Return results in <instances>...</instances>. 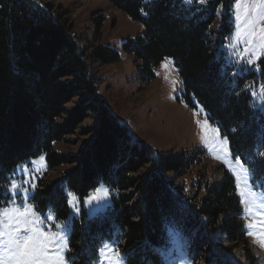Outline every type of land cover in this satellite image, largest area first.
Wrapping results in <instances>:
<instances>
[{
    "label": "trees",
    "instance_id": "obj_1",
    "mask_svg": "<svg viewBox=\"0 0 264 264\" xmlns=\"http://www.w3.org/2000/svg\"><path fill=\"white\" fill-rule=\"evenodd\" d=\"M107 1L145 27L144 35L123 43L143 62V80L150 82L154 68L172 58L187 102L193 106L195 99L204 107L228 138L233 157L248 166L254 179L264 180V55L259 71L234 75L221 50L234 31L236 0L206 5ZM67 14L38 0H0V204L8 200L10 171L45 153L51 169L70 167L39 182L33 199L40 208L65 218L67 190L82 198L101 182L111 190L112 204L105 212L92 220L85 214L73 220L69 256L75 264L97 258L105 239L122 249L129 264H157L156 250L168 243L170 228L190 238L194 264H234L212 235L223 230L232 240L243 238L236 217L228 216L240 209L235 178L227 174L215 184L200 180L197 192L186 193L179 178L191 170L193 159L132 140L98 95L92 68L118 61L119 52L104 45L83 50ZM93 20L99 39L104 16ZM254 91L261 92L260 102ZM88 119L93 124L84 125ZM77 131L87 137L78 152L55 150L56 142H69Z\"/></svg>",
    "mask_w": 264,
    "mask_h": 264
},
{
    "label": "rangeland",
    "instance_id": "obj_2",
    "mask_svg": "<svg viewBox=\"0 0 264 264\" xmlns=\"http://www.w3.org/2000/svg\"><path fill=\"white\" fill-rule=\"evenodd\" d=\"M38 1L52 3L57 10L67 11V18L73 25L72 33L75 34L83 50L90 52L104 45L119 52L120 59L116 62L104 65L92 64L93 70L98 75V95L104 99L119 122L127 127L133 141H143L158 151L185 153L189 159H193L191 170L179 178L186 193L197 192L200 180L215 184L228 175L235 178L236 196L240 209L238 214L230 212L228 216L236 217L235 222L240 225L243 238L232 240L223 230H218L212 235V240L228 249L227 255L234 264L240 263L233 260L232 256L241 257L245 264H264V247L259 242V234L264 232V180H256L252 174L245 173L244 169L249 168L239 157H233L227 137L228 143L224 146L225 150H221V141L225 136L221 134L217 124L210 120L206 110L197 100L194 99L193 106L187 102L175 61L170 57L165 58L154 68V78L150 82H145L142 78L145 74L141 71L143 62L123 49V43L128 38L144 35L145 27L141 22L132 19L127 12L114 8L107 0ZM195 2L196 0H192L189 3L186 0L188 4ZM252 2L253 0H248L249 6ZM221 13L222 10L219 12V17ZM101 14L104 20L98 39L97 25L93 19ZM238 15H243V11L236 0L233 5L234 31L226 43L221 46V50L224 52L226 64L233 68L234 75H243L250 70L259 71V61L264 55V46H262L260 37V30L264 29V20L257 23L256 35L243 36L238 42L234 38L237 32ZM254 16L255 14L252 13L249 18ZM219 24L220 19L214 25V29H217ZM241 56L245 58L242 60ZM248 59L254 63H247ZM169 60L172 61L174 67L172 65L168 68L163 67L162 65ZM173 81L176 83L174 84ZM253 94L254 98L260 102L261 92L254 91ZM77 101L78 98L74 99L68 107L73 106ZM205 120L208 121L210 129H218L219 136H215L210 131L207 140L204 138L201 125ZM90 124H93V119L84 122V125ZM86 139L87 137L81 136L77 131L69 137V142H56L54 148L59 152L76 153ZM69 167L64 165L55 170L51 169L47 155L42 153L16 165L10 171L6 188L13 180L22 188H28V193L18 197L17 203L24 200L35 205L36 213L41 218L54 213L58 223L71 221L70 233H72V223L75 218H81L85 214L87 220H92L101 215L111 206L112 195L110 188L101 182L83 198L67 190V194L74 193L78 198L75 204L79 211L68 203L69 214L65 218L59 217L52 208L46 210L40 208L33 199L39 182L42 179L55 178ZM26 180L27 184L24 183ZM32 184L36 185L34 190L31 188ZM97 189L101 190L100 196H103L106 190L107 198L99 203L93 202L91 205L84 203L96 193ZM4 193L8 199L12 198V193L6 191ZM250 225L254 227H249ZM51 230L55 231L54 228ZM250 232L256 235H250ZM168 234V243L156 250L159 257L157 264H194L190 256V238L173 228L169 229ZM106 244L112 249L118 248L120 253L124 254L114 241L105 239L98 250L97 258L86 262L78 260L76 264H99L101 261L103 264H109L108 258L113 256V252L104 247ZM125 264H129L127 257Z\"/></svg>",
    "mask_w": 264,
    "mask_h": 264
},
{
    "label": "snow or ice",
    "instance_id": "obj_3",
    "mask_svg": "<svg viewBox=\"0 0 264 264\" xmlns=\"http://www.w3.org/2000/svg\"><path fill=\"white\" fill-rule=\"evenodd\" d=\"M191 3L192 0H187ZM201 5H205L207 0H196ZM238 6L242 9L243 15L237 16V32L234 38L239 42L243 36L256 35L255 28L259 21L264 20V0H253L249 6L248 0H237ZM255 16L249 18L251 14ZM262 46H264V29L260 30ZM251 42V41H247ZM247 51V50H246ZM245 57L241 56L243 60ZM247 63H254L251 59ZM172 61H167L164 65L168 68ZM167 79V77H165ZM175 84L176 81H173ZM199 123V121H198ZM204 138L207 140L208 133L211 131L215 136H219L218 129H210L208 121L205 120L201 125ZM227 138L221 141V150H225ZM43 160V157H41ZM245 173L251 175L249 169H244ZM25 184L28 181H24ZM239 187V185H238ZM34 190L35 184L31 185ZM6 192L12 193V198L0 204V264H75L74 257L67 255L71 252L70 242V224L71 221L56 222L55 214L47 215L43 218L37 215L35 205H31L24 200L17 203V198L28 193V188H22L15 180L5 189ZM97 189L84 203L91 205L93 202L99 203L107 198L108 193L105 190L104 195L100 196ZM68 203L70 206L79 211L75 202L77 197L74 193L69 192ZM243 196V193H241ZM251 211V209H249ZM249 227H254L250 225ZM52 228L55 231L51 230ZM250 235H256L250 232ZM259 242L264 247V232L259 234ZM113 256L108 258L109 264H125L126 256L121 254L119 249H112L105 245ZM103 264V262H99Z\"/></svg>",
    "mask_w": 264,
    "mask_h": 264
},
{
    "label": "bare ground",
    "instance_id": "obj_4",
    "mask_svg": "<svg viewBox=\"0 0 264 264\" xmlns=\"http://www.w3.org/2000/svg\"><path fill=\"white\" fill-rule=\"evenodd\" d=\"M231 258L240 264H245V261L239 256H232Z\"/></svg>",
    "mask_w": 264,
    "mask_h": 264
}]
</instances>
